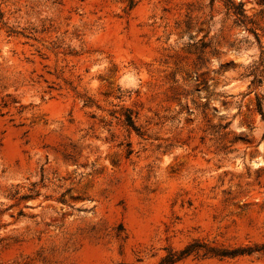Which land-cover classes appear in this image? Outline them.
<instances>
[{
    "label": "rangeland",
    "instance_id": "374dc122",
    "mask_svg": "<svg viewBox=\"0 0 264 264\" xmlns=\"http://www.w3.org/2000/svg\"><path fill=\"white\" fill-rule=\"evenodd\" d=\"M0 264H264V0H0Z\"/></svg>",
    "mask_w": 264,
    "mask_h": 264
}]
</instances>
